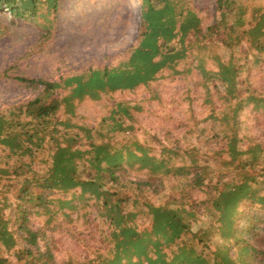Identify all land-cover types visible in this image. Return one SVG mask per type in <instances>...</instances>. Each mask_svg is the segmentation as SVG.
Segmentation results:
<instances>
[{"label": "trees", "instance_id": "16d2710c", "mask_svg": "<svg viewBox=\"0 0 264 264\" xmlns=\"http://www.w3.org/2000/svg\"><path fill=\"white\" fill-rule=\"evenodd\" d=\"M59 4L0 0V10L32 22L42 7L57 12ZM190 4L138 0L139 42L115 66L89 67L57 80L0 71V77L37 88L32 97L0 107V149L7 163L0 176H11L1 186L12 194V201L4 202L9 213L0 209V242L16 258L0 251V264H70L68 259L56 261L44 226L34 228L32 218L47 216V228L55 230L63 221L50 225L54 216L60 212L66 217L78 204L91 207L108 224L95 234L99 246L86 257L91 259L80 264H264V193L257 179L264 177V139L255 137L248 146L238 135L248 105L253 113L264 112L262 88L240 87L253 60L264 58V21L252 19L244 27V6L215 0L216 19L203 28ZM231 14L235 18L229 22ZM243 38L257 52L253 60L245 55L242 63L223 62L215 56L211 70L193 56L194 44L202 39L231 46ZM187 59L199 69L202 82L212 84L211 96L229 104L218 118L210 114L229 127L214 135L226 139L222 150L228 157H221L222 151L199 154L178 142L159 144L157 156L138 139H123L121 146L96 140L92 133L99 129L75 121L76 101L148 86L161 70L178 72L177 65ZM111 101L109 129L123 131L132 114L123 101ZM251 168L259 174L248 173ZM102 241H108L107 247Z\"/></svg>", "mask_w": 264, "mask_h": 264}, {"label": "rangeland", "instance_id": "374dc122", "mask_svg": "<svg viewBox=\"0 0 264 264\" xmlns=\"http://www.w3.org/2000/svg\"><path fill=\"white\" fill-rule=\"evenodd\" d=\"M189 3L197 11L203 28L215 21V0H189ZM236 3L246 10L244 27L252 19L258 23L260 18L264 21V0H236ZM40 13L31 22L12 18L4 8L0 10V71L57 80L81 73L89 67L115 66L125 61L130 49L139 42L138 0H60L57 12L42 7ZM234 18V14H231L227 20L231 22ZM200 43L194 44L196 48L193 49V56L197 61L199 58L204 61V66L211 70L216 68L215 56L223 62L232 60L242 63L245 55L253 60L257 53L250 41L244 38L240 44L234 42L231 46L214 39L211 42L202 39ZM204 44L206 47L201 48ZM188 62V59L186 62L181 61L177 65L178 72L172 69L161 70L148 86L138 84L131 90L106 94L100 100L85 98L76 101L75 121L94 130L99 129L92 133L96 140H110L121 146L123 139H138L157 156L161 150L159 144L168 147L178 142L182 148L197 149L199 154L210 152L208 155H214L222 151L220 156L228 157L225 150H222L226 146V139H216L214 135H221L222 130L229 127L219 119L210 117V114L218 118L220 113L228 110L229 104L221 105L216 97L211 96L215 90L212 84L203 83L199 69ZM251 67L248 76L246 72L242 74L245 81L240 87L256 84L262 88L264 97V58L257 63L253 60ZM36 92L37 88L8 77H0L2 108L24 101ZM111 99L123 101L132 114V118L126 117V129L120 132L109 129L113 125L109 117ZM233 102L235 99L232 98ZM251 108L250 104L243 111L238 134L248 146L255 137L264 139V112L254 110L253 113ZM213 121L216 124L213 125ZM202 128L204 133L201 132ZM152 135L159 141L152 139ZM5 155L6 152L0 149V167L7 165ZM36 163L40 161L36 159ZM248 173L258 172L251 168ZM10 177L3 174L0 176V209L4 208V202L12 201L11 192L1 186L4 182L8 183ZM262 178V175H257L262 186L261 192L264 193ZM76 207L66 217L60 212L54 216L50 225L56 220L63 221L62 227L55 230L47 228V216L35 215L32 218L34 228L44 226L57 262L68 259L70 264H80L91 259L86 257H92V249L99 246L95 235L97 230L108 226L91 207L82 204ZM4 212L7 215L9 208H4ZM102 244L107 247L108 241H102ZM0 251L16 259L1 242Z\"/></svg>", "mask_w": 264, "mask_h": 264}]
</instances>
